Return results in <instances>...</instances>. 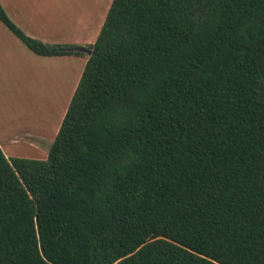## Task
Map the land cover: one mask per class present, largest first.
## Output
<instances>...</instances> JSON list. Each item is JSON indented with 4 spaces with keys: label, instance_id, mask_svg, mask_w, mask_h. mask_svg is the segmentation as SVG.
I'll return each instance as SVG.
<instances>
[{
    "label": "trees",
    "instance_id": "obj_1",
    "mask_svg": "<svg viewBox=\"0 0 264 264\" xmlns=\"http://www.w3.org/2000/svg\"><path fill=\"white\" fill-rule=\"evenodd\" d=\"M85 48L47 160L0 147V264H264V0H113Z\"/></svg>",
    "mask_w": 264,
    "mask_h": 264
},
{
    "label": "crops",
    "instance_id": "obj_2",
    "mask_svg": "<svg viewBox=\"0 0 264 264\" xmlns=\"http://www.w3.org/2000/svg\"><path fill=\"white\" fill-rule=\"evenodd\" d=\"M0 2L11 19L29 36L45 43L85 46L88 44H94L99 36L89 35L90 37L88 36L87 39H85L83 37L80 38L77 32L71 34L69 31L67 14H64L63 8L60 7L63 0H0ZM65 18L66 21L64 20ZM80 19L86 21L85 15L83 14ZM55 20H57V22ZM102 26L103 23L100 25V31ZM70 36H77L79 38L75 39V37H72L69 39ZM63 37L66 39H61L57 42L51 41V38ZM25 47L26 46L0 21V84L5 80L7 75H10V73L13 74L16 82H18L24 74L28 78L31 73V65L38 62L54 65L68 64L70 57H73L74 59L82 58L83 61L87 63V59L78 56H38L33 52H29L30 50L26 51ZM33 54L43 59L38 60ZM64 59H67L66 62H64ZM81 76L82 75H80L74 89L72 90L71 97L77 89ZM66 81L67 82H65L62 77H59V80L54 86L53 95L54 99L59 102L66 98L64 96H67V105H69L71 97H68L69 82L68 80ZM64 84H66V88L64 87ZM66 112L67 111L56 116V127L53 128L46 126L44 129L40 130L33 129V131H31L30 129H23L18 131L16 120L12 123L14 127L10 126L7 122L4 123V126L3 123H0V147L7 158L47 160L49 149L55 141ZM7 126H9V129H7ZM48 139L51 142L50 145L46 143Z\"/></svg>",
    "mask_w": 264,
    "mask_h": 264
},
{
    "label": "rangeland",
    "instance_id": "obj_3",
    "mask_svg": "<svg viewBox=\"0 0 264 264\" xmlns=\"http://www.w3.org/2000/svg\"><path fill=\"white\" fill-rule=\"evenodd\" d=\"M112 2L113 0H63L60 7L63 8L64 14H67L70 33L77 32L80 38L87 39L89 35L100 34V25L104 24ZM83 14L86 21L80 19ZM64 20L66 21V18ZM55 21L57 22V20ZM72 37L79 38L70 36L69 39ZM61 39L66 38H51V41L57 42ZM89 45L91 44L82 47ZM25 49L26 51L29 50L26 47ZM33 56L38 60L43 59L34 54ZM83 58L88 59V55L86 54ZM66 60L64 59V62ZM85 65L86 62L82 58L70 57L68 64L54 65L41 62L32 64L30 76L27 78L24 74L18 82L15 81L13 74L7 75L0 84V123H3L4 126V123L7 122L14 127L12 123L16 120L18 131L23 129L40 130L46 126L56 127V116L67 111L73 97L70 95L77 80L82 75ZM59 77H62L65 82H67L66 80L69 82L68 97H71L69 105H67V96H64L66 98L60 102L54 99L53 89ZM46 143L50 145L51 142L48 139Z\"/></svg>",
    "mask_w": 264,
    "mask_h": 264
},
{
    "label": "water",
    "instance_id": "obj_4",
    "mask_svg": "<svg viewBox=\"0 0 264 264\" xmlns=\"http://www.w3.org/2000/svg\"><path fill=\"white\" fill-rule=\"evenodd\" d=\"M76 51L85 53L88 56H91L92 53H93V50L92 49H88V48H85V47H78V48H76Z\"/></svg>",
    "mask_w": 264,
    "mask_h": 264
}]
</instances>
